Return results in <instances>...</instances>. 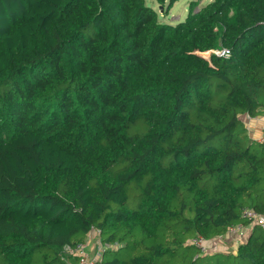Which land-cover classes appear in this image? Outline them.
<instances>
[{
    "label": "trees",
    "instance_id": "trees-1",
    "mask_svg": "<svg viewBox=\"0 0 264 264\" xmlns=\"http://www.w3.org/2000/svg\"><path fill=\"white\" fill-rule=\"evenodd\" d=\"M178 1L0 0V264H264L192 242L264 216V0Z\"/></svg>",
    "mask_w": 264,
    "mask_h": 264
},
{
    "label": "built area",
    "instance_id": "built-area-1",
    "mask_svg": "<svg viewBox=\"0 0 264 264\" xmlns=\"http://www.w3.org/2000/svg\"><path fill=\"white\" fill-rule=\"evenodd\" d=\"M217 55L220 56H230V51L227 49L217 50L215 52ZM258 142L264 143V133L259 137ZM242 217L249 221L251 225H260L264 227V216H261L255 213L252 210H245L242 214ZM244 228L243 225H236L229 229L230 232H238L239 229ZM223 236H219L218 238L212 241H206L202 236H198L192 240L193 244L201 251V253L207 254L211 249L212 246L215 245L218 241H221ZM87 244H80L75 249L71 247H65L64 252L69 254H75L80 257V264H97L98 261L101 259L102 254L105 252L106 249H110V246H103L102 244H98L96 248V254L94 257H91L90 254L86 250Z\"/></svg>",
    "mask_w": 264,
    "mask_h": 264
},
{
    "label": "crops",
    "instance_id": "crops-1",
    "mask_svg": "<svg viewBox=\"0 0 264 264\" xmlns=\"http://www.w3.org/2000/svg\"><path fill=\"white\" fill-rule=\"evenodd\" d=\"M244 120L249 132V138L252 141H258L259 137L264 133V115L255 118L244 116ZM243 227L244 228L239 229L238 232H227V234L223 236V239L215 244L213 249H216L217 252H236L237 247L245 243L250 237L253 225H243ZM92 235L94 239L98 238L97 233H93ZM96 248L97 247H95L93 251H95Z\"/></svg>",
    "mask_w": 264,
    "mask_h": 264
},
{
    "label": "rangeland",
    "instance_id": "rangeland-1",
    "mask_svg": "<svg viewBox=\"0 0 264 264\" xmlns=\"http://www.w3.org/2000/svg\"><path fill=\"white\" fill-rule=\"evenodd\" d=\"M212 0H180L176 2L171 8L168 9L167 15L164 14V17L162 18V21L165 23H171L176 24L178 22H183L188 14V9L191 3L196 2L198 4V8L202 7L208 3H210ZM152 3V7L159 11L160 13V7L158 4L153 2V0H147V4L150 5ZM167 4V3H166ZM162 13V11H161ZM204 56H207L206 54ZM99 244V239H94L93 235H90L88 242H87V252L90 254L91 257H94L96 254V251H93L95 247Z\"/></svg>",
    "mask_w": 264,
    "mask_h": 264
}]
</instances>
